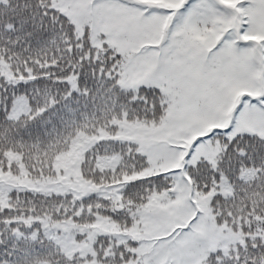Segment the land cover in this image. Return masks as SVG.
I'll return each mask as SVG.
<instances>
[{
  "label": "trees",
  "instance_id": "trees-1",
  "mask_svg": "<svg viewBox=\"0 0 264 264\" xmlns=\"http://www.w3.org/2000/svg\"><path fill=\"white\" fill-rule=\"evenodd\" d=\"M178 1L129 2L133 13L127 16L126 4L113 19L105 16L112 13L108 9L87 10L84 14L95 23L76 26L55 0H0V172L48 178L72 142L100 129L112 132L114 120L159 122L166 111L160 88H120L122 69L143 49L158 52L167 46L168 51L173 40L178 45L190 40L201 47L194 50H204L215 26L221 38L207 55L221 45L239 52L245 89L235 112L264 102V92L258 98L247 93L260 94L264 88V72L250 54L254 38L264 43V31L258 28L264 22V0H236L241 5L237 30L226 24L234 14L231 0H186L174 7ZM153 19L155 25L146 22ZM135 34L139 47L129 41ZM17 98L24 99L27 111L10 117ZM211 136L219 142L213 162H185L181 169L139 179H126L147 166L135 144H91L80 154L78 171L84 184L98 190L83 197L0 187V264H78L83 258L66 256L41 220L86 224L103 218L126 229L149 196L174 186L180 174L194 195L213 192L208 207L214 222L240 236L209 251L201 264H264V138L243 131L228 135L226 130ZM114 205L122 210L115 212ZM135 247L130 238L98 234L86 259L127 264L137 258Z\"/></svg>",
  "mask_w": 264,
  "mask_h": 264
},
{
  "label": "rangeland",
  "instance_id": "rangeland-1",
  "mask_svg": "<svg viewBox=\"0 0 264 264\" xmlns=\"http://www.w3.org/2000/svg\"><path fill=\"white\" fill-rule=\"evenodd\" d=\"M105 1L55 0L54 5L68 15L76 26H81L87 20L95 23L84 11L89 10L95 14L108 9L112 13L105 16L113 19L114 12H123L126 4L127 16L133 13L129 9V2L142 5L147 0H113L107 5ZM158 1L160 0H149L151 5H157L154 3ZM183 2L186 0H179L173 6L180 7ZM230 3L228 5L232 6L234 14L227 18L226 24L237 30L239 23L241 24L238 17V7L241 5L236 4V0H231ZM170 18L171 16L167 18L166 23L170 22ZM146 22L156 24L155 19ZM106 25L110 26L109 21ZM182 26L175 25L176 28ZM258 28L259 32L264 31V22H259ZM221 34L220 27L215 26L209 41L204 42V50H200L201 47L190 40L180 45L173 40L168 51L167 46L163 50L161 47L158 52L143 49L135 56H138L136 59H130L122 69L120 88L132 91L140 85L160 88L165 97L166 111L159 122L114 120L112 132L100 129L96 134L85 135L72 142L69 150L59 157L53 176L32 180L21 174L0 172V187L26 188L39 193H71L78 197L95 192L98 186L86 185L80 180L78 162L82 150L98 141L135 144L137 151L146 158L147 166L126 179H139L181 169L185 162L193 164L199 159L213 162L219 147L218 139L211 136L215 130H226L228 135L235 131L250 132L264 138L263 101L235 112L239 94L245 89L240 72V57H237L238 49L233 46L226 49L230 46L221 45L207 55L209 49L220 40ZM136 39V34L133 39L129 37V41L136 47L141 46V42ZM260 40L261 38H254L250 54L264 72V43ZM195 47L200 48L194 50ZM260 92L247 93L258 98L264 88ZM25 103L22 98L15 99L9 112L10 117L27 111ZM211 192L194 195L188 180L180 174L174 186L149 196L140 206L136 221L126 229H119L115 222L103 218L86 224H75L69 220L41 222L66 256L83 258L78 264H101L95 259H86L92 253L91 242L98 234H113L135 241L134 252L137 258L127 264H201L202 258L209 251L224 248L240 237L214 222L208 207Z\"/></svg>",
  "mask_w": 264,
  "mask_h": 264
},
{
  "label": "water",
  "instance_id": "water-1",
  "mask_svg": "<svg viewBox=\"0 0 264 264\" xmlns=\"http://www.w3.org/2000/svg\"><path fill=\"white\" fill-rule=\"evenodd\" d=\"M113 209H114L115 212H120L122 210V208L118 207L117 205H114Z\"/></svg>",
  "mask_w": 264,
  "mask_h": 264
}]
</instances>
